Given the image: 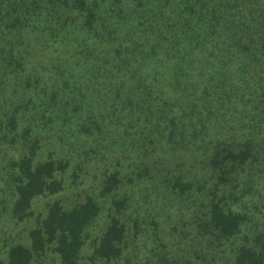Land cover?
Returning <instances> with one entry per match:
<instances>
[{"label":"trees","instance_id":"trees-1","mask_svg":"<svg viewBox=\"0 0 264 264\" xmlns=\"http://www.w3.org/2000/svg\"><path fill=\"white\" fill-rule=\"evenodd\" d=\"M262 76L264 0H0V199L9 220L38 221L26 241L10 245L7 263L32 264L51 252L61 264H81L104 199L164 152L190 162L210 153L214 177L240 169L254 141L264 144L244 124L232 133L239 111L264 104L262 91L253 96ZM221 120L229 125L217 135ZM110 153L120 164L135 157L127 167L107 166ZM88 176L97 192H87ZM182 177L176 184L187 188ZM66 188L78 198L65 202ZM208 211L204 230L223 236L245 220L222 201ZM127 234L109 213L91 259H119ZM232 260L264 264V254L241 247Z\"/></svg>","mask_w":264,"mask_h":264},{"label":"rangeland","instance_id":"rangeland-1","mask_svg":"<svg viewBox=\"0 0 264 264\" xmlns=\"http://www.w3.org/2000/svg\"><path fill=\"white\" fill-rule=\"evenodd\" d=\"M255 81L261 82L262 86L253 95L258 100L260 91L264 93V76L256 77ZM255 105H259V102ZM263 105L254 112L239 111L241 120H237L239 124L232 133L238 131V134H242L240 125L244 124L247 135L264 137ZM231 111L234 112V108ZM223 124L229 125L227 120H221L217 135L224 132ZM214 125L217 126V123L206 128L209 137L204 142H211L217 133L219 127ZM254 130L258 132L256 135H252ZM254 143L258 146L255 154L241 164L240 169L233 167L225 175L214 177L211 172L214 166L210 165H214L215 161L208 163L207 160L210 153L201 152L195 162H190L176 150L174 153L164 152L159 159L154 157L157 158L154 163L141 165L142 176L123 177L114 196L104 199L103 214L90 229L92 237L83 251L81 264H235L232 258L241 247L258 249L264 254V144H258L257 140ZM134 157L135 154H128L120 164L110 153L103 163H107V166L118 164L127 167L126 164L133 162ZM218 160L221 161L222 157ZM165 171L169 172L167 179L162 177ZM70 176L72 172L66 174V177ZM91 177L85 187L89 193L97 192ZM180 177L188 185L187 188L177 186L175 179ZM70 179L66 178L67 183ZM66 190L61 196L65 202L67 199L78 198L79 190L75 189L76 195L72 194L74 189L71 194L69 188ZM120 199L126 201L122 208L115 202ZM212 200L222 201V206L227 210L245 216L244 223L235 235L223 236L214 231L213 227L204 230L203 223L211 221L208 208ZM43 201L38 205L37 214L45 208L46 202ZM109 213L118 217L128 228L124 252L116 261H94L91 259L94 238ZM6 214L5 202L0 199V259L8 264L6 255L10 245L18 240L26 241L28 230L38 221L32 219L19 224L9 220ZM32 264L61 263L55 254L48 252L35 258Z\"/></svg>","mask_w":264,"mask_h":264}]
</instances>
